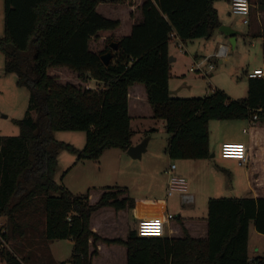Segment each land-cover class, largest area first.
Masks as SVG:
<instances>
[{
	"label": "trees",
	"instance_id": "16d2710c",
	"mask_svg": "<svg viewBox=\"0 0 264 264\" xmlns=\"http://www.w3.org/2000/svg\"><path fill=\"white\" fill-rule=\"evenodd\" d=\"M3 1V73L15 75L29 97L24 117L15 122L19 134L0 137V261L92 264L96 252L90 247L103 242L124 245L126 264H264V253L249 256V227L264 237V186L252 176L255 197L208 200L205 239L185 230L179 239L141 238L136 229L126 241L102 239L90 229L91 215L103 207L125 210L133 202L122 197L124 191L106 189L91 203L89 195L74 196L55 181L63 150L77 161H96L108 149L126 152L133 119L164 123L170 160L207 159L210 121L254 114L264 121V78L248 79L241 100L218 89L203 98L169 95L170 37L210 38L220 27L216 0ZM254 6L264 16V0ZM256 34L264 48V28ZM97 36L107 45L93 51ZM111 44L117 48L105 65L101 56ZM88 80L100 85L89 87ZM134 88L142 95L134 97ZM58 131L84 132V147L56 141ZM65 239L73 242L71 259L56 263L48 244Z\"/></svg>",
	"mask_w": 264,
	"mask_h": 264
},
{
	"label": "rangeland",
	"instance_id": "374dc122",
	"mask_svg": "<svg viewBox=\"0 0 264 264\" xmlns=\"http://www.w3.org/2000/svg\"><path fill=\"white\" fill-rule=\"evenodd\" d=\"M255 1L249 0V22L252 21L256 26L254 32L258 33L260 27L264 28V16H258L257 10L253 7ZM226 5L227 8L221 12L222 19L217 14L218 21L220 26L228 27L238 33L234 47L231 46L229 37L220 33L219 28L208 39L184 42L182 49L177 48L173 43L170 45L172 56L176 58V62L173 63L174 71L180 76L174 80V83L182 85L177 88L179 95L174 98H203L209 96L212 93L211 88L215 87L223 91L231 100H241L247 94L245 72L251 71L254 67H259L264 71L263 44L260 37L249 35L250 25L244 24L243 17L234 15L230 5L227 3ZM115 10L118 9L115 8ZM100 13H102L101 10ZM252 23L251 26H253ZM215 35L221 37L223 44L229 47L226 57L221 63L214 58L210 59L214 69L208 76L190 72L188 68L195 58L212 55ZM0 37H4L3 0H0ZM98 41L99 36L91 40V50L100 51L107 45V42L100 45ZM0 57L3 58L1 53ZM1 70L0 66V72ZM28 97L29 94L25 88H18L9 84L8 80L5 82L0 78V137H12L19 134V128L15 122L24 117ZM155 123L158 130L151 134L152 138L148 141L146 152L140 159H132L118 149H108L103 151L96 161H77L75 154L68 150L61 151L58 157L60 172L55 179L56 183L62 184L77 197L87 195L96 197L106 189L124 191L122 197H128L133 202L131 207L125 209L130 226H135V220L153 214L164 216L167 212L172 218L179 216L183 219L202 221L207 217L209 199L251 197L246 188H230L228 175L222 170L225 160L220 159V148L218 150L215 147L216 157H210L207 160H170L165 154L169 135L162 121L156 120ZM209 123L212 125V123L219 122L210 121ZM137 124L136 122L131 124L133 130H136ZM147 126L144 127L148 128ZM150 128L152 127H149V131ZM53 137L56 141L68 144L76 150H81L86 141L85 133L80 131H58L53 133ZM171 163L177 166L176 173L182 171L181 174L188 184L187 193L194 196V203H183L179 193L166 197L165 179L167 176L165 173ZM229 163L230 165L235 164ZM233 168L234 166H231L229 170ZM115 213L113 208L103 207L92 214V222L100 224L107 218L115 217ZM72 248L71 239L54 240L49 245L51 256L56 263L70 261ZM263 253L264 237L251 232L249 236L250 258ZM120 261L117 260V264H121ZM0 264L6 263L0 261ZM93 264H97L96 261Z\"/></svg>",
	"mask_w": 264,
	"mask_h": 264
},
{
	"label": "crops",
	"instance_id": "0c3cea01",
	"mask_svg": "<svg viewBox=\"0 0 264 264\" xmlns=\"http://www.w3.org/2000/svg\"><path fill=\"white\" fill-rule=\"evenodd\" d=\"M258 2V0L255 1V3ZM230 5V1H225V0H216L213 3V7L217 11V14L220 16L222 19V10L227 8V5ZM254 8H256L253 5ZM262 16V13H258V16ZM250 17V16H249ZM250 21V20H249ZM251 22H249V35H258L256 34L257 32H254V29H256V26L252 23L253 26H251ZM260 26V25H259ZM224 27V26H223ZM230 29V28H229ZM234 32V31H233ZM220 33H222L220 31ZM224 34V33H222ZM225 35V34H224ZM237 35L238 33L233 34L232 38L228 35L229 41L232 47L235 46V43L237 42ZM261 41H263L262 37L259 36ZM169 45H168V54L169 58L172 60L169 61L170 65V79L168 82V90H169V95L170 97L174 98L177 95H179V90L177 89L178 87H181V84H175L174 80L176 78H180V76L177 74V72L174 71V64L176 62V58L172 56V51L170 50V45L173 43L177 48L182 49L184 42L179 40V38L173 34L170 37ZM233 39V44L231 43ZM218 42V43H217ZM214 50L212 55L209 57H212L215 52L218 50L220 45H225L222 42L221 37L218 35H215L214 38ZM217 46V47H216ZM227 46V45H225ZM228 47V46H227ZM262 49L264 50L263 46ZM228 52H229V47H228ZM3 56V55H2ZM206 57L203 58H195L192 63L196 60H202ZM219 63H221L220 60H218ZM190 64V66L192 65ZM0 66L2 67V70L0 72V78L8 80L9 84H13L16 87L17 86V79L16 76L13 74H4L3 73V66H4V57H0ZM189 66V68H190ZM188 68V69H189ZM254 69H259V67H254L251 71ZM207 71V70H206ZM249 71V72H251ZM211 71L208 72V74ZM248 73V71L245 72ZM207 74V76H208ZM204 76V75H203ZM248 80V79H247ZM100 85L99 83L93 81V80H88V86L89 87H97ZM20 88V87H18ZM212 90L217 89L215 87L211 88ZM134 97H139L142 95V90L139 88H134L133 93H131ZM135 101V100H134ZM136 102V101H135ZM6 118V116H3ZM155 119L149 118H137L133 119L130 122V127L131 130L133 131V136L131 137V145H137L139 144L144 138L149 137V140H151L153 132L157 131L158 129L156 128V123ZM160 121V120H159ZM138 123L136 130H133L131 124L133 123ZM219 123H209L208 124V149H209V156L208 158H215L216 157V149L219 150L220 146L222 143L225 142H239L245 144L247 147H249L248 150V159L245 163L239 164L236 160L231 159H223L220 158L221 160H225V163H223L222 170L224 173H226L228 176V179L230 181V188L235 189L236 187L239 188H246L248 189L249 197H255V193L253 192V189L251 187V182L250 178L251 176L256 180L258 184H261L264 186V121L258 123L257 121L252 122L250 124L248 119L244 120H232V121H218ZM162 124H164L162 122ZM146 125H148V128H145ZM145 126V127H144ZM149 127L150 131L148 130ZM245 130V132H243ZM149 132V133H147ZM150 134V135H149ZM140 135V136H139ZM148 140V141H149ZM148 145V144H147ZM147 149V148H146ZM220 151V150H219ZM126 153V152H125ZM166 154V151H165ZM143 155V154H142ZM167 155V154H166ZM142 157V156H141ZM207 158V159H208ZM203 159V160H207ZM229 162L235 163L234 165H230ZM231 166H234L233 170H229ZM175 171L177 170V166H175ZM205 168V167H204ZM206 169V168H205ZM204 169V171H205ZM207 170V169H206ZM67 173V172H66ZM182 173V171H181ZM180 172L175 174L179 177H182L185 179V177L181 174ZM166 174V173H165ZM167 176V174H166ZM167 180L168 177H166L165 182L167 185ZM186 180V179H185ZM187 182V181H186ZM192 195V194H190ZM100 194L97 195L96 197H91L90 202L95 203ZM193 196V195H192ZM167 197V196H166ZM181 197V195H180ZM182 199V197H181ZM94 201V202H92ZM193 203H194V196H193ZM192 204V203H191ZM115 217H110L107 218L106 220H103L100 224L92 222V215L90 218V229L93 233L98 235L102 239H108V240H114V239H121L122 241L127 240L128 232L131 230H135L137 223L140 220H143L145 218H150L153 216H159V217H165L160 215V214H153L148 217H144L143 219L140 220H135V226H130L129 221H128V216H127V211L121 210V211H115ZM168 213V212H167ZM166 213V214H167ZM169 215V214H168ZM4 222L3 219H0V225ZM184 230L187 232V234L193 238V239H205L207 237V223L206 220L202 221H195V220H188V219H183L179 216H175L173 220L169 222L165 226L164 229V235L162 238H171V239H179L184 236ZM251 232H255L253 226L249 227V236ZM119 233H121L119 236H117ZM108 235V236H106ZM51 243V242H50ZM48 244V246L50 245ZM89 243H92L91 240ZM96 252L94 256L91 258L92 264L96 261L97 264H117V260H121V264H126L127 260V249L124 245H118V244H105L103 242H95L93 243V246L90 247V252ZM116 260V261H115Z\"/></svg>",
	"mask_w": 264,
	"mask_h": 264
},
{
	"label": "built area",
	"instance_id": "2783aa9c",
	"mask_svg": "<svg viewBox=\"0 0 264 264\" xmlns=\"http://www.w3.org/2000/svg\"><path fill=\"white\" fill-rule=\"evenodd\" d=\"M231 12L234 15H239L243 17V23L249 24V12L250 3L249 0H230ZM172 36V35H171ZM228 54V47L225 45H220L218 50L212 57H206L202 60H196L190 66V72H198L204 76H207L209 71L214 69L213 63L210 61L211 58L222 61L224 57ZM264 57V50H263ZM207 70V71H206ZM245 77L247 79L264 78V71L262 69H254L251 72L246 73ZM257 114L252 115L249 118L250 124L257 121ZM245 132V130H243ZM248 150L243 143L239 142H225L220 146V156L223 159L236 160L239 164H243L248 159ZM175 165L170 164L166 171L168 180L166 185V196L170 197L175 193H179L182 197V202L185 204L193 203V196L188 194V184L186 180L175 174ZM173 218L166 214L165 217L153 216L150 218H145L140 220L136 226V233L138 237L141 238H162L164 235V229ZM70 264V263H67Z\"/></svg>",
	"mask_w": 264,
	"mask_h": 264
},
{
	"label": "water",
	"instance_id": "95a60500",
	"mask_svg": "<svg viewBox=\"0 0 264 264\" xmlns=\"http://www.w3.org/2000/svg\"><path fill=\"white\" fill-rule=\"evenodd\" d=\"M219 31H221L222 33H224L225 35H228L232 38L234 32L229 29L228 27H223L220 26L219 27ZM233 44V39L232 42ZM117 48V44H111L110 45V51H108L107 53H105L104 55L101 56V61L107 65L108 62L111 59V50H115ZM172 59L169 58V61H171ZM148 140L149 138H144L139 144L137 145H131L127 151L126 154L132 158V159H140L142 154L146 152V148H147V144H148Z\"/></svg>",
	"mask_w": 264,
	"mask_h": 264
}]
</instances>
